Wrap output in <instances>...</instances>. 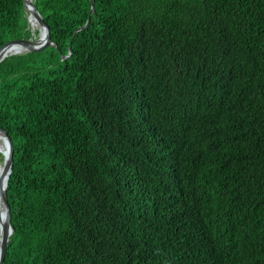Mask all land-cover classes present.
Segmentation results:
<instances>
[{
  "label": "trees",
  "instance_id": "16d2710c",
  "mask_svg": "<svg viewBox=\"0 0 264 264\" xmlns=\"http://www.w3.org/2000/svg\"><path fill=\"white\" fill-rule=\"evenodd\" d=\"M34 3L55 46L0 63L3 264H264V0H95L78 33L92 0ZM38 34L0 0V49Z\"/></svg>",
  "mask_w": 264,
  "mask_h": 264
},
{
  "label": "water",
  "instance_id": "95a60500",
  "mask_svg": "<svg viewBox=\"0 0 264 264\" xmlns=\"http://www.w3.org/2000/svg\"><path fill=\"white\" fill-rule=\"evenodd\" d=\"M25 10L28 14V21L31 26V18L33 17L37 23L45 28V37L42 38V33L39 30V34L36 36L34 35L30 39H19V40H12L8 42L4 47L0 49V63L7 57L17 54H23L27 52H39L47 49L48 47L55 46L52 42V29L49 24L45 21L42 14L39 12L37 6L34 3V0H23ZM95 13V0H92V9L89 14V18L84 27H80L76 33L87 28L90 25L91 17ZM72 43V42H71ZM19 45L22 46L24 49L23 53H14L11 55H6L4 51L11 46ZM73 51L71 49L70 44V54L68 56H64V59L71 57ZM0 134H2L9 146V155L5 161V165L3 170H1L0 165V264L4 263L8 252V246L10 237L14 232V228L12 226V216H11V207L9 204V198L7 194V187H8V180L10 178L12 167H13V154H14V142L9 135V133L0 127ZM7 175L6 183L3 182V176ZM1 205L4 207V212H1Z\"/></svg>",
  "mask_w": 264,
  "mask_h": 264
},
{
  "label": "bare ground",
  "instance_id": "6f19581e",
  "mask_svg": "<svg viewBox=\"0 0 264 264\" xmlns=\"http://www.w3.org/2000/svg\"><path fill=\"white\" fill-rule=\"evenodd\" d=\"M31 27L33 29H39L42 33V38L45 37V35H46L45 34V28L43 26H41L39 23H37L33 17L31 18ZM23 49L24 48L22 46L14 45V46L8 47L4 51V53L6 55H11L14 53H23V51H24ZM8 155H9L8 143L5 139V137L2 134H0V165H1V170H3V168H4L5 161L8 158ZM6 180H7V175L3 176V182L4 183H6ZM1 212L2 213L4 212L3 205H1Z\"/></svg>",
  "mask_w": 264,
  "mask_h": 264
},
{
  "label": "rangeland",
  "instance_id": "374dc122",
  "mask_svg": "<svg viewBox=\"0 0 264 264\" xmlns=\"http://www.w3.org/2000/svg\"><path fill=\"white\" fill-rule=\"evenodd\" d=\"M31 27V26H30ZM31 30H32V32H36V31H38L39 32V29H33L32 27H31ZM37 36V35H36Z\"/></svg>",
  "mask_w": 264,
  "mask_h": 264
}]
</instances>
